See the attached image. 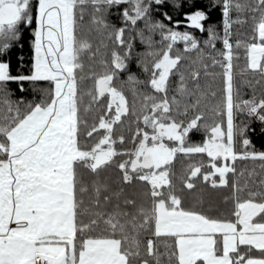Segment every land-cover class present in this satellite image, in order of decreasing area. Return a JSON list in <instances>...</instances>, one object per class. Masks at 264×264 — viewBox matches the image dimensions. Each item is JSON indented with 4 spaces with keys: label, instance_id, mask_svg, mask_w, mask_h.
Returning a JSON list of instances; mask_svg holds the SVG:
<instances>
[{
    "label": "snow or ice",
    "instance_id": "1",
    "mask_svg": "<svg viewBox=\"0 0 264 264\" xmlns=\"http://www.w3.org/2000/svg\"><path fill=\"white\" fill-rule=\"evenodd\" d=\"M86 22L101 38L95 48ZM235 26L249 38L234 40ZM29 30V70L13 74L5 57ZM239 48L240 74L253 77L246 99ZM134 53L146 80L130 68ZM24 81L38 94L16 95L12 83L24 92ZM257 84L264 0H0V264H264V176L235 164L264 169V150L250 147L248 124L236 121L239 113L264 125ZM126 118L131 147L115 132ZM194 130L204 134L199 143ZM178 154L200 157L179 189ZM198 174L213 189L230 187L231 206L205 207L193 194Z\"/></svg>",
    "mask_w": 264,
    "mask_h": 264
},
{
    "label": "trees",
    "instance_id": "2",
    "mask_svg": "<svg viewBox=\"0 0 264 264\" xmlns=\"http://www.w3.org/2000/svg\"><path fill=\"white\" fill-rule=\"evenodd\" d=\"M201 2H206V0H201ZM213 18L214 19H218L219 18V14L217 11H214L212 13ZM182 18V17H181ZM181 29L184 28V25L180 26ZM84 28V33L86 35H88L93 42V48H95L98 44H100V40L101 38L93 33V32H89L88 31V24L87 22L85 23V25L83 26ZM248 32L249 30L247 29V27H239V26H235L233 29V39H248ZM198 37H200L201 39L203 38V35L205 34H201L199 31H197L195 33ZM30 35V30L28 32H25L24 34V39L21 41V43L23 44V47L17 45L14 48H12L11 52L9 53V55L7 57H5L6 59H10L11 61V71L13 72V74H17L20 72L23 73H27L31 64V60H32V56H33V52H32V48H31V44L30 41L28 39ZM156 40H159V34H156L155 36ZM104 40H107V37H104ZM112 44L109 41L108 42V48L107 51L110 53ZM143 47V45H140L139 40L136 41V51H139L141 48ZM157 47H159V45H157ZM177 47H179L182 50V43L178 42ZM217 47H221L220 42H217ZM105 51V49H101V54H103V52ZM175 51V49H174ZM236 51L240 52V56L238 58V60H234V64L236 67V83L237 85L241 88L242 93H243V98H248L249 96L252 95V88L248 87L245 83L244 80H252L253 77L248 74L245 76H242L240 74L239 69L243 66L244 62H245V56H244V49L243 48H239L236 49ZM192 58L196 57V53L193 52L190 54ZM22 57V59H21ZM135 53H134V58L130 63V68L133 72H136L137 75L142 79V80H146L147 79V75L145 73H143V71L140 69V67L136 64L135 62ZM84 61L85 64L87 65L89 63V60L87 58V56L84 57ZM189 60H185L184 63L187 64L189 63ZM97 69H99V65L97 64ZM214 71H219V69H213ZM85 72H87V68L85 69ZM127 77V72H124L121 74V79H126ZM210 79V78H209ZM178 80V77H173L171 79L170 82V92L169 94L171 95L172 90L174 89L175 83ZM202 82H203V78H202ZM216 83H219V81L217 80ZM116 84L119 86L120 81L117 80ZM24 85H25V91L21 92L19 87H18V82L17 83H12L11 87L15 90V94L16 95H23L26 98H32L33 96L38 94V88L37 86L33 85L32 82L29 81H24ZM91 86V81L90 80H86L84 82H82V89L83 88H87ZM124 90L129 98V102L131 104L132 100H133V95H132V90L130 88L129 85L125 84L124 86ZM138 88L143 89V90H148L149 86L147 84H139L137 85ZM255 89H256V94L257 96L260 95V93L262 91H264V85H260L257 84L255 85ZM137 100V107H139V97L136 98ZM236 121L237 123H247L248 124V128L246 131V135L250 138V140L252 141V145L250 147H254L255 150H264V125H262L261 123H258L257 120L252 119L249 122V119L246 118L245 116H243V114H237L236 115ZM132 127H134V125H132ZM129 128V124H128V119H125L124 125L120 126L117 125L115 128V132L116 134H119L121 131H123V133L125 134L126 137H129V140L126 141L125 146L127 147H131V141H130V134L128 131ZM203 132L202 131H192L190 133V137L192 142L194 143H199L202 141L203 139ZM119 142H117V147H119ZM237 148H240V145L237 144ZM193 161L195 162H200V157H193V159L190 161L188 158L183 157L181 154H178L174 163H173V176H172V180L173 183L177 186V189L181 188L182 185V181L180 179V177L184 174L185 169L187 167V165L189 163H192ZM207 161V157L206 154L204 156V163H203V167L204 169H210V166L206 163ZM260 161H256L255 163H253L252 161L248 160H240L238 159L235 164L237 169H245V170H250V169H255L256 171V179L261 178L262 176H264V169H261L260 167ZM201 175V174H198ZM231 173H229V177L231 178ZM218 177V174H217ZM251 179V178H249ZM137 191L140 190V186L139 185H135L133 186ZM129 194H131L133 192V188H128L126 190ZM194 195H199V194H203L204 198H205V207H207V205L209 203L213 204V205H219L220 207H230L231 205H225L224 201H223V197L226 195H231V189L230 187H221V188H216L213 189L210 185V183L204 182L202 179V175H201V179L196 181V186L194 189ZM190 201L186 200V205L189 204Z\"/></svg>",
    "mask_w": 264,
    "mask_h": 264
},
{
    "label": "built area",
    "instance_id": "3",
    "mask_svg": "<svg viewBox=\"0 0 264 264\" xmlns=\"http://www.w3.org/2000/svg\"><path fill=\"white\" fill-rule=\"evenodd\" d=\"M258 123H261L260 121L257 120Z\"/></svg>",
    "mask_w": 264,
    "mask_h": 264
}]
</instances>
